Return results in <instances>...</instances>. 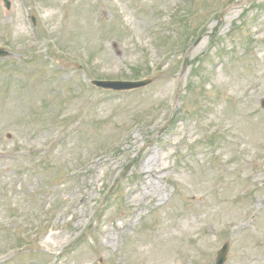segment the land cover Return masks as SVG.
I'll return each mask as SVG.
<instances>
[{
  "label": "rangeland",
  "instance_id": "374dc122",
  "mask_svg": "<svg viewBox=\"0 0 264 264\" xmlns=\"http://www.w3.org/2000/svg\"><path fill=\"white\" fill-rule=\"evenodd\" d=\"M8 3L0 264H214L227 240L226 264H262L264 0Z\"/></svg>",
  "mask_w": 264,
  "mask_h": 264
},
{
  "label": "bare ground",
  "instance_id": "6f19581e",
  "mask_svg": "<svg viewBox=\"0 0 264 264\" xmlns=\"http://www.w3.org/2000/svg\"><path fill=\"white\" fill-rule=\"evenodd\" d=\"M140 167L142 170L141 178L144 183L151 186L153 190L159 189L160 191H163L164 187H161L160 184H166L167 180L170 179L169 176H167L169 165L160 163L159 158L156 157L155 151L151 147L145 152ZM159 196L161 195L158 194L156 197L158 198ZM157 202L161 201L157 200ZM161 258L167 262H170L171 260L174 262V260L177 259L176 256L172 254L163 255Z\"/></svg>",
  "mask_w": 264,
  "mask_h": 264
},
{
  "label": "water",
  "instance_id": "95a60500",
  "mask_svg": "<svg viewBox=\"0 0 264 264\" xmlns=\"http://www.w3.org/2000/svg\"><path fill=\"white\" fill-rule=\"evenodd\" d=\"M6 1V0H5ZM7 9L10 8V4L5 5ZM10 55V52L6 51L3 48H0V57H6ZM97 86L103 87L105 89H114V90H133L139 87H143L151 83V80L143 81H93ZM230 249V244L226 243L219 251L216 260V264H225L227 255Z\"/></svg>",
  "mask_w": 264,
  "mask_h": 264
}]
</instances>
